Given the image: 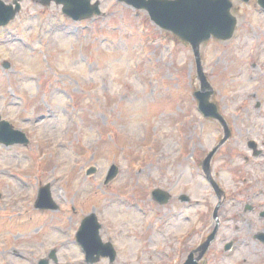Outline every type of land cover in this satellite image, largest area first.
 Returning a JSON list of instances; mask_svg holds the SVG:
<instances>
[{
    "label": "rangeland",
    "instance_id": "rangeland-1",
    "mask_svg": "<svg viewBox=\"0 0 264 264\" xmlns=\"http://www.w3.org/2000/svg\"><path fill=\"white\" fill-rule=\"evenodd\" d=\"M18 1L16 18L0 27V113L29 142L0 143V264H91L76 238L91 212L102 240L117 250L113 263L94 264H181L194 216L199 228L210 224L217 203L195 166L194 145L202 153L203 143L211 149L222 136L195 111L200 80L191 45L118 0H94L104 14L81 22L62 4ZM232 1L233 38L200 48L231 127L215 163L225 166L218 181L228 195L213 251L225 232L247 233L241 229L252 218L254 230L264 228V10L257 0ZM112 164L119 171L106 185ZM90 167L96 172L88 175ZM46 184L56 210L35 207ZM156 188L172 194L168 204L152 198ZM182 194L201 205L191 208ZM235 198L238 206L230 204ZM250 203L257 209L246 210ZM243 251L232 259L248 255Z\"/></svg>",
    "mask_w": 264,
    "mask_h": 264
},
{
    "label": "water",
    "instance_id": "water-1",
    "mask_svg": "<svg viewBox=\"0 0 264 264\" xmlns=\"http://www.w3.org/2000/svg\"><path fill=\"white\" fill-rule=\"evenodd\" d=\"M42 4L49 5L52 1L57 4H63V11L72 17L74 20L89 18L94 14L101 13L99 2L92 4V0H39ZM126 4L135 7L136 9L145 10L151 20L160 28L167 30L174 35L180 37L183 41L192 46L195 55L198 79L200 80L201 89L195 92L199 100V109L206 116L218 119L225 127V136L221 144L230 136V130L223 116L219 113L215 103L210 102V97L213 93L211 84L208 81L203 69L200 47L202 43L209 40L212 36L221 39L229 40L233 37L237 27V18L232 13L233 2L231 0H119ZM248 2L249 0H241ZM13 4H6L0 0V26L6 25L20 11L21 5L15 0ZM261 7L264 8V0H258ZM10 128V129H7ZM7 129L5 135L3 132ZM2 133L4 136L2 137ZM21 137V139L19 138ZM0 141L6 143L26 141L25 134L12 130L8 122L0 121ZM220 144V145H221ZM251 146H255L250 142ZM218 146L210 152L206 157V171H210V161L216 152ZM92 167L88 173L95 172ZM118 173V166L112 165L109 170L106 182L113 179ZM209 179L210 173H207ZM213 186L219 193L218 185L213 179ZM153 198L161 204H165L170 200V193L163 189L157 188L152 193ZM183 200H188L187 196H182ZM38 207L56 208L50 196L49 186L41 189L40 198L37 202ZM216 215V212H215ZM264 217V212L261 213ZM95 214L86 217L80 227L78 233V241L83 246L86 252L88 262H97L101 257H109L110 261L116 258V250L113 245L103 243L99 234L100 224L97 222ZM215 232L211 234L208 240L201 246V255H204L211 240L214 238ZM264 241V237L260 235Z\"/></svg>",
    "mask_w": 264,
    "mask_h": 264
},
{
    "label": "flooded vegetation",
    "instance_id": "flooded-vegetation-1",
    "mask_svg": "<svg viewBox=\"0 0 264 264\" xmlns=\"http://www.w3.org/2000/svg\"><path fill=\"white\" fill-rule=\"evenodd\" d=\"M195 111H196L197 115L200 114L199 110H198V100L197 99H195ZM200 115L204 121L216 123L222 130V125L218 120L207 118L202 114H200ZM220 140H221V138L219 139V141ZM219 141L217 142V144L219 143ZM224 144H226V143H224ZM223 145H221L217 149L216 153L214 154L212 161L210 163L211 171H209L210 177L212 176L218 182L220 187H221V184L218 180L221 177V173L223 172L225 166L221 167L217 170L215 163L218 159L222 160L223 154H222L221 150H222ZM215 146L216 145H214L211 149H213ZM211 149L206 143H203V151H202V153H200L197 151V146L195 144L194 145V153H195L194 162H195V166L199 170L198 173L202 177L201 178L202 182L204 183V185L206 184L208 186V188H210L214 192L212 185L210 183V180L208 178V174H207L205 163H204V159L208 155V153L210 152ZM254 150L256 151L257 149H254ZM197 177L199 178L200 176H197ZM214 194L217 198V203H216V205H217L218 204V195L216 192ZM221 195H223V197H222V201L220 202V205H219L218 210H217V217H218L217 220H215L214 216H213V213L215 210L214 209L211 213L212 219H211L210 224L205 222L203 224V226L201 228H199V219H198L197 215H195L196 217L194 216V218L192 220V225L190 226V230H189V238L191 240V244H190L189 248L185 251V258L186 259H185V261L182 260L181 264H185V262L187 261V259L191 255H192L191 257L193 259L191 264H264V251H263L264 250V242L259 237H257V233L260 231H264V228L258 227L256 230H254V227L257 225V221L253 218L250 219V221L246 225H243V228L241 229V232H247V233H236V232H232V231H229L227 233L225 232L223 234L224 243H223L222 248H220L218 245H216V249H214V251L211 249V247L218 241V239L220 237V233L223 230L222 229L223 223L225 222L222 209H223V206L227 200V195H228L227 191L224 190V193L222 192ZM241 202H242V200L240 198L239 199L235 198V199H233V204L230 202L229 203L233 206H238ZM188 203H190L191 208H197L200 204V200L198 198H196L194 200H191ZM216 205H215V207H216ZM250 206H251V210L257 209L256 205L253 203H250ZM227 209H228L227 212H230V208H227ZM208 211L209 210H207L206 212H208ZM233 218L237 219L234 214H232V216L230 214L228 215L229 220H233ZM234 227H235V230H240L241 226L235 223ZM226 228H227V230L230 229L228 226H226ZM214 230H216L215 237L213 238L208 250L205 252V254L201 257V259L199 261H196L198 256H200V254H201V250L198 249L199 246L206 240V238L210 234H212V232ZM199 233H201L200 241H198ZM241 250H244L243 251L244 253L248 252V255L244 256L240 260L232 259V258H234V256L239 255ZM14 254L17 255L16 250H14ZM220 259H222V260H220ZM255 259H258V260H255Z\"/></svg>",
    "mask_w": 264,
    "mask_h": 264
}]
</instances>
